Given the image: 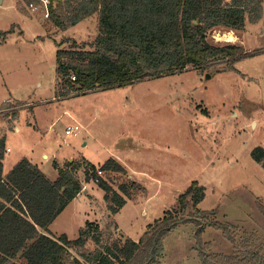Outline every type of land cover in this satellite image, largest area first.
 <instances>
[{
    "label": "rangeland",
    "instance_id": "obj_1",
    "mask_svg": "<svg viewBox=\"0 0 264 264\" xmlns=\"http://www.w3.org/2000/svg\"><path fill=\"white\" fill-rule=\"evenodd\" d=\"M32 1L0 0L4 174L25 157L51 180L57 174L55 162L63 166L71 157H89L99 165L119 158L146 184L136 183L127 210L118 216L131 235L137 231L132 223L140 215L138 203L158 191L154 204L179 209L178 197L197 180L206 187L205 205L214 212L203 223L231 226L229 235L210 225L198 233L194 221L180 222L162 238L161 264H207L201 243L208 244L207 255L255 254L264 261V168L252 156L256 147L264 148V15L257 23L247 22L243 31L222 26L208 31L210 43H236L250 52L235 61L234 70L212 74L189 67L64 95L57 83V43L68 37L93 41L99 34V12L61 30L44 8L32 10ZM225 35H234V41H225ZM73 118L83 129L66 136ZM113 175L115 188L131 181L128 175ZM94 186L93 180L86 184ZM96 190L91 191L95 198L82 194L70 203L51 230L76 239L88 221L97 220L104 242L125 240L115 219L98 210L102 199ZM87 245L89 250L98 246L92 239Z\"/></svg>",
    "mask_w": 264,
    "mask_h": 264
},
{
    "label": "trees",
    "instance_id": "obj_2",
    "mask_svg": "<svg viewBox=\"0 0 264 264\" xmlns=\"http://www.w3.org/2000/svg\"><path fill=\"white\" fill-rule=\"evenodd\" d=\"M97 12L99 34L93 41L68 37L57 43V83L64 95L132 84L189 67L212 74L234 70L235 61L250 52L236 43L212 44L207 33L219 26L243 31L247 22L261 20L264 5L262 0H51L49 16L59 29L67 30ZM63 44L69 46L61 48ZM5 151L1 139L0 264H161L162 238L180 222L194 221L200 226L198 233L210 225L229 235L231 226L203 223L202 218L214 212L199 208L206 187L194 180L178 197L179 209H167L147 225L138 241L104 242L99 225L90 221L76 239L66 234L53 237L49 226L94 178L99 177L97 184L105 191L112 215L133 198L137 184L126 180L113 186L114 173L127 175L113 157L99 165L85 158L63 166L55 162L59 175L54 181L25 157L4 175ZM252 156L264 168V148L256 147ZM90 239L98 245L94 250L88 249ZM207 245L201 243L207 264H264L255 254L207 255Z\"/></svg>",
    "mask_w": 264,
    "mask_h": 264
},
{
    "label": "crops",
    "instance_id": "obj_3",
    "mask_svg": "<svg viewBox=\"0 0 264 264\" xmlns=\"http://www.w3.org/2000/svg\"><path fill=\"white\" fill-rule=\"evenodd\" d=\"M73 122H78L76 119H74L73 118ZM44 156L46 157L47 156V154H44ZM75 159H77V158H73V157H71L68 161H73V160H75ZM87 161H89V162H92L91 160H90V158L88 157V158H85ZM117 159V161L123 166V167H125V169L127 170V175L129 176V179L131 180V181H133V182H135V183H140V184H143V182H141V180H139V178H135L136 176H134V175H132L130 172H129V167L127 166V164L126 163H124V162H122L119 158H116ZM108 160V159H107ZM3 162H4V160H3ZM60 166H62V164L61 163H59V162H57ZM66 163V162H65ZM93 163V162H92ZM104 163V162H103ZM102 164V163H101ZM64 165V164H63ZM56 168V167H55ZM56 171H57V174L55 175V179L54 180H56L57 179V177H58V175H59V173H58V169L56 168ZM8 173H6V174H4V175H7ZM126 175V176H127ZM51 180V179H50ZM54 180H52V181H54ZM96 184V183H95ZM98 185V184H97ZM144 185V187H146V184H143ZM97 189V190H96ZM148 189V188H147ZM92 190H96V192H98L99 193V196L101 197V199H102V202H103V204H101L102 202H100V205L97 207L98 208V210L99 211H101V213L102 214H104V218H114L115 219V222H116V227H117V230L118 231H120L123 235H125V237L126 238H128V237H131L133 240H135V241H138L140 238H141V236L143 235V233L146 231V226L149 224V223H151L153 220H154V218H157V217H161L162 215H163V213L167 210V209H169L166 205H164L163 203H156V204H154L153 202H154V199H156L154 196L155 195H157V192L158 191H155L154 192V194L152 193V194H150L149 195V197H147L145 200H144V202H140V203H138V205L140 206V215H139V217H137L138 218V221L136 222H134V223H132V226H135L136 228H137V231H136V234L135 235H131L130 233H128L129 231H127L126 229H124V227H122L121 226V224L119 223V221H118V216L120 215V214H122V213H124V211L125 210H127V208H128V205H129V201L130 200H128L127 201V203L125 204V206L118 212V213H116V215H112L111 213H110V211L108 210V207H107V205H106V200H105V198H104V196H105V191L102 189V188H100L99 186H94L93 188H91V187H86V185H85V188H84V190L75 198V199H73L70 203H72L73 201H75L76 199H79V197L82 195V194H85V195H87V196H89V197H91V198H95V194L94 193H91V191ZM207 198H208V195H207V193H206V197H205V199L199 204V208L200 209H202V210H209V207H207L205 204H206V201H207ZM70 203H69V205L68 206H70ZM137 203V202H136ZM67 206V207H68ZM66 207V208H67ZM204 207H205V209H204ZM66 208H65V210H66ZM64 210V211H65ZM104 210V211H103ZM63 211V212H64ZM62 212V213H63ZM61 213V214H62ZM60 214V215H61ZM154 214L156 215V216H154ZM59 215V216H60ZM153 215V216H152ZM58 216V217H59ZM57 217V218H58ZM56 220V219H55ZM54 220V221H55ZM53 221V222H54ZM108 220H106V221H104V223H106ZM53 222H52V224H53ZM90 222H94V223H96V224H98L99 225V228H100V231L102 230V228L100 227V222L99 221H97V220H95V221H90ZM52 224H51V226H52ZM51 226H49V231H48V233H49V235H51V236H53V237H59L60 235H62V234H66L67 236H68V234L66 233V232H62V233H58V232H54V231H52L51 230ZM85 227V226H84ZM83 228V227H82ZM68 238H69V236H68ZM70 239V238H69ZM72 240V239H71Z\"/></svg>",
    "mask_w": 264,
    "mask_h": 264
},
{
    "label": "built area",
    "instance_id": "obj_4",
    "mask_svg": "<svg viewBox=\"0 0 264 264\" xmlns=\"http://www.w3.org/2000/svg\"><path fill=\"white\" fill-rule=\"evenodd\" d=\"M29 6H31L32 10H37L39 7H42L46 10V12L49 16L51 0H35V1H32ZM82 129H83L82 124H80L79 122H73V123H70L66 126L65 134H66V136H71V135L76 136L80 133V131ZM97 171H98L99 175L103 174V171L100 168H98ZM93 181L95 183H98L99 177L94 178Z\"/></svg>",
    "mask_w": 264,
    "mask_h": 264
},
{
    "label": "bare ground",
    "instance_id": "obj_5",
    "mask_svg": "<svg viewBox=\"0 0 264 264\" xmlns=\"http://www.w3.org/2000/svg\"><path fill=\"white\" fill-rule=\"evenodd\" d=\"M234 39H235V36L234 35H225V41H234Z\"/></svg>",
    "mask_w": 264,
    "mask_h": 264
},
{
    "label": "water",
    "instance_id": "obj_6",
    "mask_svg": "<svg viewBox=\"0 0 264 264\" xmlns=\"http://www.w3.org/2000/svg\"><path fill=\"white\" fill-rule=\"evenodd\" d=\"M207 77L210 78V74H207Z\"/></svg>",
    "mask_w": 264,
    "mask_h": 264
}]
</instances>
